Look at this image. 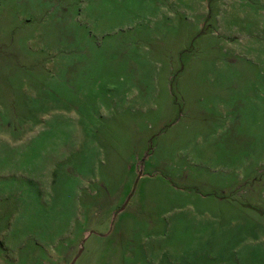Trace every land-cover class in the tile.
<instances>
[{
	"label": "rangeland",
	"instance_id": "1",
	"mask_svg": "<svg viewBox=\"0 0 264 264\" xmlns=\"http://www.w3.org/2000/svg\"><path fill=\"white\" fill-rule=\"evenodd\" d=\"M0 264H264V0H0Z\"/></svg>",
	"mask_w": 264,
	"mask_h": 264
},
{
	"label": "water",
	"instance_id": "2",
	"mask_svg": "<svg viewBox=\"0 0 264 264\" xmlns=\"http://www.w3.org/2000/svg\"><path fill=\"white\" fill-rule=\"evenodd\" d=\"M137 176H139V173H137ZM135 182H136V181H135ZM135 182H134V183H135ZM122 208H123V207H122ZM122 208H121L120 210H122Z\"/></svg>",
	"mask_w": 264,
	"mask_h": 264
}]
</instances>
